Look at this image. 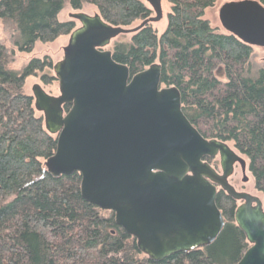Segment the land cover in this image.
<instances>
[{
  "label": "trees",
  "instance_id": "trees-1",
  "mask_svg": "<svg viewBox=\"0 0 264 264\" xmlns=\"http://www.w3.org/2000/svg\"><path fill=\"white\" fill-rule=\"evenodd\" d=\"M165 1L171 11L159 36L145 0H0L8 34L0 41V264H238L250 248L235 221L238 202L218 189L216 205L225 220L218 239L153 262L116 224L114 213L83 199L79 173L54 178L47 171L57 137L47 132L26 81L56 84L53 61L33 57L19 71L12 65L37 43H55L77 29L74 21H59L67 6L76 12L91 6L112 27L142 23L110 50L113 60L131 77L159 63L162 86L179 90L189 122L245 159L264 199V64L253 61L258 48L226 32L217 14L227 2H256L264 10V0Z\"/></svg>",
  "mask_w": 264,
  "mask_h": 264
},
{
  "label": "water",
  "instance_id": "water-1",
  "mask_svg": "<svg viewBox=\"0 0 264 264\" xmlns=\"http://www.w3.org/2000/svg\"><path fill=\"white\" fill-rule=\"evenodd\" d=\"M145 1L155 12L152 22L160 21L162 0ZM218 14L226 32L264 48V10L258 3L228 2ZM71 18L80 27L53 66L59 95L39 84L31 90L47 132L57 137L48 173L54 178L79 173L83 199L114 213L116 224L153 262L218 239L225 227L216 205L220 189L242 202L235 221L250 248L238 264H264V202L229 182L236 165L249 180L246 161L189 122L179 90L162 86L160 64L131 77L127 66L113 60L107 48L136 30L112 27L98 14ZM217 158L220 173L208 162Z\"/></svg>",
  "mask_w": 264,
  "mask_h": 264
},
{
  "label": "rangeland",
  "instance_id": "rangeland-1",
  "mask_svg": "<svg viewBox=\"0 0 264 264\" xmlns=\"http://www.w3.org/2000/svg\"><path fill=\"white\" fill-rule=\"evenodd\" d=\"M222 4H225V3H222ZM222 4L220 6H222ZM220 8L221 7H219V9ZM170 11H171V7H170L169 3L164 0L162 2L163 18L158 22H151L153 29H155L158 32L159 36L162 35V33L166 30L167 23H168L167 17H168V14L170 13ZM79 12L87 14L89 16H93L96 13V11L91 6H87L82 11H79ZM75 13H77V12L71 10V8L69 6H67L65 8V10H63V12H61V14L59 15V21L60 22H71V21H73V19L71 18V15L75 14ZM218 13H219V11L217 12V14ZM75 23H76L77 27L80 26V24L78 22H75ZM141 25H142V23L139 21V22H136L133 26L125 28V29L129 31V30H132V29H134L138 26H141ZM134 30H136V29H134ZM133 34H134V32H130L129 34L121 35L120 37H118L116 40H114L111 43V45L108 47V50L110 51L115 46L116 43L125 41V39H126L125 36L131 38V36ZM7 40H8V34L5 32L2 24L0 23V41L5 42ZM68 43H69V36L60 37L55 43H51V44L37 43L36 48H35L33 53L19 55L18 61L14 65H12V69L15 71H19L22 69L23 66L27 65L28 61L30 59H32L33 57L38 58V59H43L46 56H48L52 59L53 66H54L56 63L60 62L63 59L64 49L67 47ZM253 61L258 65L264 64V49H256V52H255L254 57H253ZM36 84L42 85L43 88L45 89V91L52 96H58L59 95L58 82H56V84H54L51 87H45L41 83L40 79L37 77L36 78L31 77V78L27 79L26 91L28 94H32V92H31L32 87ZM237 174L239 175L240 179L238 180L237 178H235L234 180H231V185L233 187H235L237 189V191H244L246 193H249L253 196L260 198L261 200H264L263 196L259 192H257V190L255 189L254 181H253L250 173H247V177L249 178L248 184L242 183V181H241L242 175L239 171L237 172Z\"/></svg>",
  "mask_w": 264,
  "mask_h": 264
},
{
  "label": "flooded vegetation",
  "instance_id": "flooded-vegetation-1",
  "mask_svg": "<svg viewBox=\"0 0 264 264\" xmlns=\"http://www.w3.org/2000/svg\"><path fill=\"white\" fill-rule=\"evenodd\" d=\"M221 24V23H220ZM140 28V26H138V27H136L135 29H136V31H137V29H139ZM213 161V160H212ZM215 161H218L219 162V159L217 158V159H215ZM219 173H220V167L218 166V167H214ZM240 172L241 173V175H242V179H241V181H242V183L243 184H248L249 183V180L247 181V182H245L244 181V179H245V174H244V172H243V169L241 168V166L240 165H236L235 166V170H234V174H233V176L229 179V182H230V184H231V180H234L235 178H237L238 180L240 179V177H239V175L237 174V172ZM246 176H247V173H249V171H248V166L246 167ZM248 178V177H247ZM249 179V178H248ZM235 188V187H234ZM236 189V188H235ZM236 191H237V189H236ZM238 192H241V193H246V192H244V191H238ZM247 194H249V193H247ZM251 195V194H250ZM242 204V202H238V206H240Z\"/></svg>",
  "mask_w": 264,
  "mask_h": 264
}]
</instances>
